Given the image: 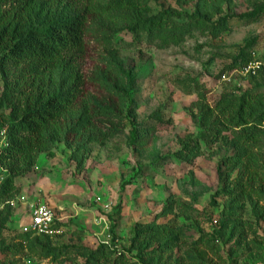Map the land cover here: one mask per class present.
<instances>
[{
  "label": "rangeland",
  "instance_id": "rangeland-1",
  "mask_svg": "<svg viewBox=\"0 0 264 264\" xmlns=\"http://www.w3.org/2000/svg\"><path fill=\"white\" fill-rule=\"evenodd\" d=\"M263 4L150 0L153 14L170 10L173 22H190L196 12L207 14L212 23L228 20L217 37L198 29L167 48L136 42L128 31L97 23L84 69L87 96L80 108L87 106L101 135L80 155L70 146L76 143L54 144V156L41 154L35 173L17 181L20 193L11 202V220L0 238V264H87L92 253L104 251L109 260L96 264H113L118 257L127 264H264V124L229 127L215 106L221 99L264 92L263 77L251 80L242 67L235 68L242 53L264 56V14L241 21L233 17ZM106 36L112 37V47L105 44ZM122 65L131 71L132 90L121 102L110 85L121 82ZM2 87L0 74V93ZM129 107L135 119L128 115ZM158 113L167 125L157 132ZM4 114L7 110L0 109ZM133 122L144 131L137 140ZM111 128L118 133L110 135ZM246 133L256 135L248 138ZM188 140L200 144L199 157H182ZM5 145L1 131L0 148ZM6 177L0 167V184ZM40 206L52 210L60 230L50 245L69 248V253L5 255L3 248ZM156 223L170 229L167 239L173 243L161 262L152 263L145 254L146 231ZM138 224L146 235L133 242Z\"/></svg>",
  "mask_w": 264,
  "mask_h": 264
},
{
  "label": "trees",
  "instance_id": "trees-1",
  "mask_svg": "<svg viewBox=\"0 0 264 264\" xmlns=\"http://www.w3.org/2000/svg\"><path fill=\"white\" fill-rule=\"evenodd\" d=\"M262 14L264 4L250 13L233 17L241 21ZM174 15L170 10L153 14L150 0H0L3 82L0 109L7 110V114L0 116V132L4 131L6 136V145L0 148V167L7 172L0 184V204L4 205L0 212V238L11 220V202L20 193L17 181L35 173L40 155L46 153L52 158L53 146L59 142L76 143L70 146L80 155L97 139L96 134L101 135L87 106L80 108L87 96L88 79L84 69L94 26L99 28L97 23H104L111 31L130 32L136 42L145 40L150 45L167 48L181 44L198 29L211 31L217 37L228 21L224 18L212 23L207 14L196 12L190 22H173ZM177 18L183 19V15L177 14ZM104 41L112 47V37L106 36ZM258 59L264 56L258 55ZM251 60V54L242 53L235 61V68H244ZM119 71L122 80L111 84L110 89L122 102L132 90V75L124 65ZM260 77L264 80V73L250 79ZM260 102L264 103V92H246L238 98L221 99L215 106L226 115L229 127L244 128L264 124V106H259ZM127 113L135 119L131 107ZM154 122L157 132L158 127L167 125L159 113L154 116ZM133 125L132 137L137 140L144 131L141 133L134 122ZM109 133L116 134L118 129L111 128ZM245 135L253 138L256 134ZM181 154L185 160L199 157L200 144L185 141ZM143 229L139 224L134 228L133 242L143 241L142 236L147 232L150 237H147L145 254L150 256V262H161L162 255L172 249L173 240L167 239L170 229L157 223L146 232ZM114 230L115 226L111 233ZM50 240L47 236L16 233L2 251L12 257L69 253V248H52ZM109 257L106 251L101 256L92 253L87 264H96L102 258L109 260ZM113 264L127 263L124 257H118Z\"/></svg>",
  "mask_w": 264,
  "mask_h": 264
},
{
  "label": "built area",
  "instance_id": "built-area-1",
  "mask_svg": "<svg viewBox=\"0 0 264 264\" xmlns=\"http://www.w3.org/2000/svg\"><path fill=\"white\" fill-rule=\"evenodd\" d=\"M252 58L253 60L242 69L246 77H254L264 72V59H258L255 53L252 54ZM30 219V224L23 228V233L47 237H54L60 233L54 213L45 206L33 208Z\"/></svg>",
  "mask_w": 264,
  "mask_h": 264
}]
</instances>
